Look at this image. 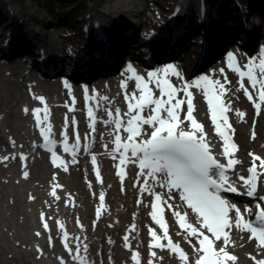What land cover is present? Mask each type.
<instances>
[{
  "label": "snow or ice",
  "instance_id": "6c2138e0",
  "mask_svg": "<svg viewBox=\"0 0 264 264\" xmlns=\"http://www.w3.org/2000/svg\"><path fill=\"white\" fill-rule=\"evenodd\" d=\"M227 57L229 61L227 66L242 78L239 86L249 100L253 99V95L249 88L245 87L244 80H247L251 88L259 92V100L264 102V48H262L258 64L252 61L250 64L240 66L234 53L229 52ZM126 71L131 74L128 79L134 81L136 85L132 92L128 91L127 81L121 85L125 92L127 111L121 114L119 108L114 111L106 108L108 120H101L95 116L97 109L90 107L88 110L89 136L95 133L97 123L112 124V151L117 154L113 158L119 160L117 167L125 165L126 161L138 163L140 175L145 178L142 181L143 191L152 195L155 201L150 204L149 215L159 229L163 230V234L158 235L157 229H149L153 241L150 248L164 249L167 247L177 255L181 264H190L188 254L179 243H174L169 235L166 221L161 214V204H164L171 210L180 229L183 230L178 235L189 238L188 243L196 254L194 264H235L237 257L227 250L231 243L232 229L248 232L250 239H255L257 247L264 252V207L260 203L264 202V196L259 197L256 211L253 213L249 206H245L241 211L236 204L231 203L222 195L224 192H231L253 197L258 191L261 178L264 177V158L250 153L252 164L247 169L248 175L236 176V180L243 185L246 191L241 193L232 180L230 173L235 174L237 165L243 162L236 157L235 153L238 148L230 139L232 126L226 115L230 106L222 99L228 91L225 84L204 75L196 81L185 82L183 87L174 85L171 77L183 81V76L172 64L157 72H149L147 78L137 74L131 64L127 66ZM220 72L223 74L224 69H220ZM65 86L68 87L66 81ZM193 88L200 89L205 96L214 133L221 141L220 144H216L209 137L204 131V125L198 122L193 115L195 111L191 91ZM157 92L159 95L156 94ZM34 98L42 105H46L45 98ZM74 99L73 97V102ZM102 99L108 100L107 97ZM255 107L260 109L261 104H255ZM145 109L148 110L147 115H144ZM24 111L28 113L29 109L25 108ZM181 111H186L184 119L180 117ZM235 111L241 118L245 115L239 110ZM42 112L43 115H41ZM32 114L43 139V146L51 153L52 164L55 167L63 166L67 171L66 162L62 161L50 147L56 141L51 139L53 132L49 110L46 106L43 109L38 107L32 110ZM185 121L188 122L187 128L183 126ZM74 123L75 121H72L69 129L63 132V148L64 151L71 152L72 162H76V148L81 143L78 131L72 130ZM122 133H126V136H122ZM70 135L75 139L71 149L68 145ZM253 138H255L254 133ZM21 159H26V157L21 156ZM58 160L60 163H57ZM91 160L95 166L96 156L93 155ZM257 161L259 164L256 163ZM95 171L97 180L102 182L98 168ZM117 174L123 180L122 168ZM27 176L28 173L25 172L24 177L27 178ZM150 183L165 188L168 201L175 198L172 195L173 192L178 193L179 200L194 215L195 224L189 221L188 211H181L174 204L164 201L161 194L153 190ZM57 187L60 186L54 185L51 195L59 199L56 195ZM99 201L102 208L104 205L103 192L99 194ZM139 203L142 204L143 201ZM100 211L101 209L98 208L97 215H100ZM41 218L43 220V214ZM43 227L48 230L46 222ZM59 227L62 230L64 228L63 224H59ZM131 230L135 231V226ZM36 235L39 236L40 233L37 232ZM63 239L65 248L71 253L72 248L67 243L69 237L66 231H63ZM193 239L196 243L192 242ZM124 240L126 247L131 250V245L127 243L129 236L125 235ZM162 240H166L167 243H161ZM217 242H220L221 246L217 247ZM83 251H87V245L83 246ZM76 253L74 259L79 260L80 264H85L80 256L79 244H77ZM151 255L155 257L156 253L153 251ZM139 257V252L132 255L135 264H141ZM251 259L255 261V264H264V259H256V257H251ZM149 264H152V261H149Z\"/></svg>",
  "mask_w": 264,
  "mask_h": 264
},
{
  "label": "rangeland",
  "instance_id": "374dc122",
  "mask_svg": "<svg viewBox=\"0 0 264 264\" xmlns=\"http://www.w3.org/2000/svg\"><path fill=\"white\" fill-rule=\"evenodd\" d=\"M11 1H12L13 6H15L19 11L23 13L25 12L31 13V16L35 18L33 22H35L36 24L35 27L37 26L39 29L38 30L39 35L42 38H45L48 42H52L50 41L51 39L53 41H58V39H62V41L64 42V46L69 45L70 41H68V36L62 30V25L65 24L63 23V20H65L67 16H70V17L74 16V18L72 19L73 22H67L66 25H69V26L73 25L74 32L76 33H78L79 31H80L79 33L83 32L86 27V23L90 22V20H88L87 18H84L87 8L92 7V4L89 0L88 1L86 0H54L55 9L53 11L51 10L52 12L48 10V8H46L39 0H11ZM97 1L100 3V9L97 10L95 14L102 18H110L111 16L109 14H112V13H115L117 15L120 14L123 16H129L128 11L131 10L134 13H139L143 8L145 9V13L147 15H152L154 18H157L159 14H156V13H159L161 11L160 7L168 5L167 4L168 0L167 1L166 0H144L143 4L140 3L142 0H97ZM187 1H190V2H187ZM187 1L185 0L183 4L181 3L177 5L178 10L173 14L174 15L173 18L170 16L172 18L170 21L175 24L179 23L178 25L179 27L181 26V29L183 32L189 31L190 28L197 27V25H199L200 27L206 26L207 23L204 21V18L202 19V17H199V15H197L200 9H207V11L211 12V10L208 9V5L206 4V2L203 4H200L199 0H197L196 2L193 1L194 3L191 0H187ZM244 1L247 2V0H244ZM2 4L5 5L3 1L1 2L0 0V6ZM233 4L234 6H238V9H240L239 7L240 4L237 0H234ZM189 7L192 8L191 22L193 23V25L190 27H185L184 19L187 18V15H185V12L187 11ZM215 9H217V7H215ZM240 12L241 10H238L237 15H240ZM49 15L54 16V19L56 20H53V22L57 25L52 24L51 21L46 22V23L44 22L43 19H45ZM138 17L139 18H137V20L141 18L140 15ZM149 17L151 16H148L147 19ZM215 17H216V14H215ZM193 18H195V20ZM16 22H19V24L21 23V27H23L24 34L28 35L30 31L29 29L31 28V27L28 28L30 24H28V22L18 21V20ZM139 22L142 25V19ZM156 24L165 25L166 21L161 20L159 22H156V21L154 22V20H152L150 23V29H156V27H158ZM118 27L120 28V25H118ZM95 29H99V28L95 27V24H94V28L92 27V29L90 30V35L93 34L92 37L96 39L97 42H94L93 44L98 45L99 47L105 49L108 47V43H109V47H111L112 41H110V39L107 41V38L109 37L107 36L106 31L100 30L101 32H105V33L100 34V35H106V42H104L103 40H99L96 38ZM158 30L159 29H156L157 32ZM198 31L199 29L197 28L196 32ZM137 32H140V31L137 30ZM79 33L76 37L79 36ZM129 33H132V32L129 31ZM206 34H208V32H206ZM206 34L204 36H206ZM84 35H87V34H84ZM199 35L201 37V34H197L196 36H193L194 42L191 45L192 48L194 47L195 42L197 41V38ZM12 39L10 40L7 39L6 43H3L1 40V36H0V49L2 51L6 49L13 50L11 53H14L16 52L14 49L16 48V46H18V47H24L27 51H30L32 52V54H34L44 44L43 42H41L40 44H38V47L34 46L33 48H30L29 46H26L27 44H25L22 41L15 40L13 43L11 41ZM133 39L134 40L137 39L136 36ZM156 42H157L156 39L155 40L152 39L151 43L155 44ZM85 43H88V42H84L82 44L77 45V48L83 46L84 50L87 51V54L85 55L92 57L95 51L90 50L89 47ZM118 45H119V41L117 39V42L114 48L116 49ZM5 66L7 67V65ZM18 66H21V68L18 70L19 71L18 73H15V75L13 76L6 75L7 70L15 71V69ZM25 68L26 67L22 63H16V64L9 66L8 68L4 70L2 69L3 72L0 75V83H1V87H0V94H1V97H0V129L2 133L6 135L12 148L14 147L12 149V156L17 153L19 156L25 157L28 153H30V156H27L26 159H22L25 161L26 160L29 161L26 166H23L22 164H20L17 161H14L13 159H10V160L5 159L3 163L0 162V165H3V167L0 166V264H26L24 263V260L28 258L32 260L33 262L34 261L39 262V261H36L37 258H35L36 254L34 253V249L36 248H38L43 253V256H44L39 262V264H52L55 262V258H54L55 253H52L53 252L52 249H57L58 251L60 250L62 256H65L67 254V253H64L62 249L59 248L60 244L58 243V234H60L62 230L59 227V224L61 223L65 224V228H69V229L73 227L75 228L76 221H74V219L78 217V215H83L81 219H84L85 217L84 213L78 212V203H76L78 191H81L82 188L80 189L78 186L77 187L74 186L72 188H76V189H71L66 186L65 178L68 176V172L65 170L64 172H62V170L57 173L54 172V175H51L47 179L48 182L46 183V185H44V182H41L39 180H33L32 175L31 176L28 175L27 178L24 177L25 172L29 173L30 170L34 171L37 165L44 166L45 168L47 165L45 160L38 158L36 155H33L32 152L30 151L32 142L38 141L40 138V132L36 126V122L34 123L35 119L32 114V110L38 107L43 109L46 106L47 109L49 110V119H50L52 129L54 127V124L57 123L56 121L57 116H59L62 119V127H60V130L63 128H67L68 126L67 117L65 115V110L63 107V104H65V102L68 101L67 97L63 99L64 101L61 106L58 105L57 107H55L56 106L55 104L49 103L47 101V99L45 98V95L34 94L35 91L38 89H35L33 93H29V92H32V88L35 85L36 79L37 80H40V79L35 77L34 78L35 80H34L31 77H28L26 78L25 84L24 82H20L17 84L14 83V79L11 77H17V75L20 72H23ZM32 73H35V71H32ZM215 79L218 80L217 78ZM4 81L8 82L7 85H3ZM220 81L222 83L224 82L223 79H220ZM115 86H118V84H115ZM122 93H124V91H122ZM238 93L240 95H243V92L240 89V86L238 87ZM34 97L45 98L46 105H42ZM119 99L123 100V97L119 96ZM18 108H20V110H18ZM25 108L29 109L28 113H25L24 111ZM254 108L255 106L252 104V112L255 118V119H252L253 125H255L256 117H257L254 114ZM237 110L241 112V108H238ZM8 112L9 113L12 112L13 115L8 117L7 116ZM242 112L245 113V117H246L247 112L245 110ZM41 115H43V112L41 113ZM53 117L55 120L54 119L51 120V118ZM245 117L241 118L236 114V116L233 117V120L234 121L237 119L244 120ZM24 118L26 119L24 120ZM33 132H39V133L37 135H34ZM237 136H238L237 140L239 144L241 145V148H243V154L240 151V153L236 155V157L242 162H247L252 159V157L249 155L250 153L248 149L252 145L244 146L245 143L242 142L243 137L238 134ZM24 137H25V142L27 143V147L25 149L23 148L22 142H20V140H23ZM246 137L248 141L254 142L252 140L253 138L252 134H251V137L249 136V130L246 132ZM0 149H2V147H0ZM251 153L264 158L263 154H261L260 151H256V152L252 151ZM47 169H48L47 172L54 171V169L49 168L48 165H47ZM89 176H90V182L95 184V181L93 180L90 173H89ZM3 179L5 181L7 180L8 183L4 184ZM54 185L60 186L56 188V195L59 197V199H56V197L51 195ZM104 185L105 184L103 183L102 184L98 183V188L100 189L99 191L103 192ZM127 186L132 187V182H129ZM83 189L85 192V188ZM36 193L37 195H35ZM34 198H37L36 202H34ZM110 199L112 200V205H113V208L111 209L115 213L124 211L123 204H122L123 201H128L130 204H133V200L131 196L128 194L120 195V197L117 200L114 199V197ZM82 200L83 199H80L79 201H82ZM91 200L93 202L92 198ZM141 200L143 201L142 204L139 203V201ZM30 203H34L35 205H38L40 207V210H38V212H41V215L43 214V219H49V222H50L49 230L45 232H41L39 237L35 236L34 233H37L38 232L37 229H40L38 228L39 221L41 222L43 221L41 220L42 218L39 217V214H37V211L32 209L33 204H30ZM137 204L143 205V208L145 209L146 213L141 214V211L138 209V207L136 209L133 207L131 209L133 211L129 215L130 216L129 220L127 218L123 219V222H126L123 224L124 227L128 224V221H130V219L131 221H134L140 218L143 222H146L145 215L147 217L150 216L149 215L150 213L149 197L140 199L138 195V198L136 200V205ZM103 208L104 206L100 208L101 209L100 217H97L98 215H95L97 210L94 209L91 211V208H89V211H90L89 215L92 218L95 217V219H102L103 221L102 220L100 221L99 227L102 226L103 227L102 229L104 230V228L105 229L109 228L108 219H118V218L113 213L107 219H104ZM86 216L87 218L89 217L87 212H86ZM128 225H129V228L126 229V232L124 234H122L123 238L121 237L119 246L117 248L119 251H121L122 243L124 241V236L125 235L129 236V233L134 232L131 230L132 226L130 224ZM70 230H71V234L77 231L73 229H70ZM114 232L116 233V235H118L117 234L118 232L116 230L111 231L110 233L112 234ZM54 236L56 238L55 240H54ZM36 239H40V242L41 240H44L46 243H48V245L44 247L45 249L46 247L49 248L50 252H48V250H46L47 252H43V249H42L43 246L40 245L41 248H39V244L36 243L37 241ZM106 240L107 242H109V238L108 239L106 238ZM146 240L147 238L144 237L140 242L143 247H145L146 245ZM246 249L249 252L248 253L243 252V255H246L247 257L251 259L250 255H252L251 253L252 250L250 248H246ZM48 253H50V255H48ZM124 255L128 256L127 253H125ZM235 256L237 257V260H236V263H237L239 262L241 258L239 254H236Z\"/></svg>",
  "mask_w": 264,
  "mask_h": 264
},
{
  "label": "bare ground",
  "instance_id": "6f19581e",
  "mask_svg": "<svg viewBox=\"0 0 264 264\" xmlns=\"http://www.w3.org/2000/svg\"><path fill=\"white\" fill-rule=\"evenodd\" d=\"M3 1V3L5 5H1L0 6V36H1V40L2 42H6L7 39H12L11 41L14 43L15 40L17 41H22L24 42L25 44H27L26 46H29L30 48H33L34 46L35 47H38V44H40L41 42L45 43L46 44V47H42L41 49H38V53H43L44 52V55H45V59H47L48 55H49V52L51 49L48 48V41L45 39V38H42L40 35H39V29L38 27L36 26L35 27V22H33L35 20V18L33 16H31V13H23L21 11H19L15 6H13L12 4V1L11 0H1V2ZM40 1V0H39ZM88 1V0H86ZM92 4V7H88L87 8V11H86V14L84 15V18H87L88 20H90V22H87L86 23V27L84 29L83 32L79 33V38H81L82 40H85L86 39V36L89 37V39L91 40V42H97L96 39H94L92 37L93 34L90 35V30L92 29V27L94 28V24H95V27H98L99 29H95L96 31V38H98V35L99 34H102V33H105V32H101V31H106L107 33V36L109 37L108 39H110V41H112V49L115 50V44L117 42V38H120L122 40V42L125 44V46H127L130 42V40L133 38V36H128L130 33H129V29H135V32H133L136 36L137 39H141V35L143 34V26L144 25H141L139 21H141V18L139 20H137V18H139L138 16H143L145 14V9L143 8L139 13H134L132 12L131 10L128 11V14L129 16H123V15H120V14H115V13H112V14H109L111 17L110 18H102L100 16H97L95 14V12L97 10L100 9V3L97 1V0H89ZM200 1V4H203L205 2H207L208 0H199ZM228 10H230L233 14V17H234V21L237 22V20L235 19L236 16H237V12L238 10H241L238 9V6H234L233 2L234 0H222ZM239 3L242 2V0H237ZM264 0H260L261 3H263ZM184 0H168L167 1V4H168V7L167 6H162L161 7V13H164L162 14V16L166 15V12L168 10H171L174 9V6L176 4H183ZM141 4L144 3V0H142L140 2ZM202 6V5H201ZM165 9V10H163ZM211 12L213 9H210ZM167 13H171V12H167ZM175 13V11H172V14L173 15ZM10 14V15H9ZM12 14V15H11ZM138 14V15H137ZM94 16V18H93ZM253 15L252 13L248 16V17H241L240 20L241 22H243L248 31L245 30V29H242V26L239 25L238 27H236L234 33L235 35H238L239 37H241L243 40L247 41V45L249 46H252L254 44V41H255V37L256 35L259 34V27L260 25H264V15L262 17V20L259 21L258 23H254L253 22ZM214 18H215V14L213 13V24H215V21H214ZM162 18H160L161 20ZM24 21V22H28V24H30V26L28 28H30L29 30V33L28 35L24 34V31H23V27H21V23L19 24V22H16V21ZM108 20V21H107ZM136 20V21H135ZM159 20V18H158ZM81 21V20H80ZM31 22V23H30ZM212 24V27L214 26ZM118 25H120V28L118 27ZM16 26V27H15ZM142 26V27H141ZM211 27V28H212ZM235 27V26H234ZM34 29V30H33ZM202 28L199 29L198 31V34H203L202 31H201ZM21 30V31H20ZM101 30V31H100ZM137 30H139L140 32H137ZM146 30V29H145ZM79 31V30H78ZM210 31H213V29H210ZM219 31V30H218ZM80 32V31H79ZM153 34H155V31L152 32ZM31 34V35H30ZM84 34H87V35H84ZM220 34V32H219ZM244 34V36H243ZM13 36V37H12ZM209 42H212L214 41V37L213 36H207ZM149 42H150V37L147 39V41H145V45H149ZM159 44V42H158ZM196 44V42H195ZM140 45V44H139ZM56 48L60 49V50H63L65 48L64 46V43L61 39H59L57 42H55V45H54ZM195 46V45H194ZM168 47V53L171 51L172 47L170 45H167ZM2 48V47H1ZM215 48V47H214ZM24 50L23 53L28 57L30 58V60L32 61V59H34L35 57L32 56V52L30 51H27L24 47H18L16 46V48L14 49L15 51H18V50ZM154 49V48H153ZM4 50V49H3ZM65 50V49H64ZM127 49L123 48L122 50H119L117 53H116V56L117 57H121L123 56L125 53L126 55H128V53L126 52ZM156 50V49H154ZM175 51H172L171 53H169L170 56H174L176 55L177 58H180L181 60L184 59V57H182L183 55L182 54H185V47H179L177 49H174ZM188 51L191 50V55H192V50L194 49H190L188 48L187 49ZM13 50H4L2 51L0 49V57H7L9 56L10 52H12ZM157 51V50H156ZM53 52V56H57V53ZM66 52H73V51H70V50H67ZM115 52V51H114ZM98 53L102 56L103 55V51H102V48L99 47L98 48ZM174 55H173V54ZM65 54V53H64ZM187 54V53H186ZM185 54V55H186ZM68 56V55H66ZM114 56V55H113ZM38 57V56H37ZM39 57H40V54H39ZM182 57V58H181ZM23 59H28V58H25V57H22ZM39 58H35L34 61H38ZM192 57L190 56L188 58V64L189 65H193V62H192ZM17 60V59H16ZM216 60V58L214 59V61ZM19 62L23 63L21 59L18 60ZM174 62V59L173 58H170L169 60H164L163 63L165 62ZM3 63L0 62V65H2ZM59 64L61 65V61H59ZM35 65L39 66L38 63H35ZM69 64L66 63L64 64V67H68ZM160 66H162L160 64ZM200 66V65H199ZM21 67V66H18L15 71L11 72L13 73L12 75H15V73L18 72V68ZM156 67V66H154ZM159 67V66H158ZM4 69L3 67L0 68V75L2 74L3 70ZM6 69V68H5ZM217 73L214 72L212 73L211 76H216ZM11 76V75H9ZM81 76V75H80ZM93 76V73L91 72L90 75H87V76H84L85 78H90ZM225 77L227 78L225 80ZM12 78V77H11ZM16 78V80H15ZM14 78V83H20L23 81V79L25 78V75H18V77H15ZM226 83H225V87L228 89L227 91V94H226V99H227V102L228 104L231 106L232 104L236 103L237 105H240L242 109H246L247 112H248V119L247 121H235L234 124H233V127H234V130L235 132H238V135L242 136L243 137V143L244 146H251L249 149V152L252 151L253 149L255 150H259L262 152L263 154V157H264V146H259L260 145V141L263 139V142H264V131H263V121H264V112L261 113V115L257 118V124L254 128V130L256 131V134H257V137L255 138L254 142H250L248 141L247 137H246V132L248 131V129H251L252 126L251 124H249V122L252 120V111H251V104L250 102H247L246 101V98L244 95H239L238 92H237V87H238V81L237 79H234L233 77L230 78L229 75H225L224 74V77H222ZM6 80V79H4ZM73 80H75L73 78ZM228 81H230V83H228ZM8 82H5L4 81V84L3 85H7ZM26 83V82H25ZM0 87H1V83H0ZM7 88V87H6ZM38 89L35 91L34 94H47L49 96L48 100L49 102H60L62 101L63 98L67 97V95L64 94V91L58 87L57 85L55 84H44L42 83L41 81H38L36 82V86L34 85V87L32 88V91H34L35 89ZM109 88H111L110 90H114V86H109ZM106 90V89H105ZM110 90H107V91H110ZM30 93V92H29ZM0 97H1V94H0ZM111 99V97H110ZM196 113L198 115V117L202 120L203 119V116L201 114V112L203 111V106L201 103H197L196 104ZM18 110H20V108H18ZM235 111H233V115H235ZM13 113H9L8 112V117L9 116H12ZM76 116H81L80 113H76L75 114ZM6 116V117H7ZM9 119V118H8ZM23 119V118H22ZM26 118H24L25 120ZM8 122V121H7ZM203 122V121H202ZM27 125V124H26ZM34 135L35 132H33ZM213 141H215L214 137L213 136H209ZM20 142H23L25 143V137L23 138V140H20ZM0 147H2L3 149H5V151H10L12 150V146L10 145L6 135H4L0 129ZM241 153L243 154V148L242 150H240ZM21 158L16 156L14 160H20ZM1 167H3V165H1ZM71 169L70 168V172H71ZM13 170V169H12ZM47 165H46V168L44 166H41V165H37L36 168L33 170H30V173H29V176L32 175V178L33 180H39L41 182H44V185H46V183L48 182V178L51 176V175H54V172H60L62 169L61 168H55L54 167V171H48L47 172ZM75 171H79V168L72 171V173L70 174V176H67L65 179H66V186L71 188V189H76V188H72L74 186H78L81 191H78V194H77V202L76 203H79L80 199H83L81 201V205L78 206V212H81V213H84L85 214V217L84 219H78L77 220V226L74 228H70V229H73V230H77L76 232H74L73 234H71V230L67 231L68 233V245L71 247L73 246L74 249H75V253H76V247H77V244L80 245V248H81V253L83 251V246L84 245H87V250H88V255L90 256V251L92 252V255L91 257L95 258L96 256V249L97 248H101V254H105L106 253V249L105 247H101V246H105L104 244V239L106 238V234L109 233V230L112 231L113 228H108V229H105L104 230L102 229L103 227H98V224L100 223L99 221H93L92 217H90L89 215V208H91V211H92V207H95V203L94 204H91L90 202H92L91 200V197L94 196V194L92 193H89L87 191L84 192V187L83 185H85L87 179L86 178V175L84 172H80L79 173H75ZM102 172L105 174L106 176V184L103 188V190L106 191V193L108 194V199L107 201L105 202V204L107 205V207H110L111 206V202H110V199L109 198H112L114 197V199H118L119 198V194L117 193V187H113V188H110V186H107V184L109 185V182H116L115 180V175L112 171V169L110 168V166H107L105 167L103 165V168H102ZM80 177V178H79ZM64 179V180H65ZM3 183L6 184L8 183V181L4 180L3 179ZM117 183V182H116ZM96 189V188H95ZM96 192L98 191V189L95 190ZM37 195V193L35 194ZM163 197H166L168 198V194L166 193L165 196L163 195ZM94 202L96 201L95 198L93 199ZM37 201V198H34V202ZM177 202V201H176ZM97 203L100 204V202L98 201ZM30 204H33L32 205V209L37 211V214H39V217L41 218L42 215H41V212H38V210H40V207L38 205H35L34 203H30ZM137 206L135 203L134 204H130L128 201H123V212H118V215L119 216V219L118 220H122V219H125L127 218L129 220L130 216H129V213L131 211V209L133 207ZM177 206L181 209V211H184L183 210V207H182V204L180 202L177 203ZM140 211H141V214H143V211L141 210V206L138 205ZM86 212L88 214V218L86 216ZM81 217H83V215H81ZM79 218V217H77ZM87 218V219H85ZM189 218H192V216L189 215ZM42 220V219H41ZM146 220L149 224H153L154 222L149 219L148 217H146ZM190 220V219H189ZM194 223H195V220L194 219H191ZM44 223L46 222L48 224V230H49V226H50V222H49V219H43L42 220ZM43 222L39 221V226L38 228L42 229L40 230L41 232H45L47 230H45V228L43 227ZM111 222V221H109ZM132 222V221H131ZM131 222H129V224H131ZM135 222V221H133ZM176 219H173L172 221L169 222L170 224V227L173 229V230H177L176 229ZM63 224V223H61ZM81 225L83 227H81ZM64 228H65V224H63ZM101 229L103 231H105V233H98V229ZM141 230H144V227H142ZM35 236L36 233H34ZM59 235V238H58V243L60 244V247L61 248H64L65 247V241L63 239V232L58 234ZM39 237V236H37ZM245 237V236H244ZM78 238V239H77ZM130 238L132 239V244L133 243H136L137 240L135 238V236L131 233L130 234ZM246 238V237H245ZM55 236H54V240H55ZM36 243L39 244V248H41L40 245L43 246V252H47L46 250H48V252H50V249L44 246H47L48 243H46L44 240H41L40 242V239H36ZM250 243L247 242L245 239L243 241V246L241 248H238L239 250H243L245 247L247 248V246H249ZM187 246V245H186ZM26 247V246H25ZM49 247V246H48ZM108 249H112V251H115V246L114 244H109V246H107ZM133 248H136L138 249L134 244H133ZM26 249V248H25ZM53 252L52 253H55V256L54 258L55 259H58L61 252L58 251L57 249H52ZM90 250V251H89ZM139 250V249H138ZM34 253L36 254L35 258H37L36 261H41V259L44 257L43 256V253L38 249H34ZM80 253V254H81ZM264 254V252H262ZM48 255H50V253H48ZM38 256V257H37ZM116 256L117 258L120 257L118 252H116ZM148 256V255H147ZM146 256V257H147ZM145 257V258H146ZM259 257V256H258ZM144 258V259H145ZM121 261V260H120ZM144 261V260H143ZM143 261H141V264H143ZM39 262H33L32 260H30L29 258L28 259H25L24 260V263L26 264H39ZM132 263H134V261H131ZM44 263V262H43ZM242 263L244 264H250L249 262L245 263L244 261H242ZM135 264V263H134ZM174 264H179V263H174Z\"/></svg>",
  "mask_w": 264,
  "mask_h": 264
},
{
  "label": "trees",
  "instance_id": "16d2710c",
  "mask_svg": "<svg viewBox=\"0 0 264 264\" xmlns=\"http://www.w3.org/2000/svg\"><path fill=\"white\" fill-rule=\"evenodd\" d=\"M40 2L46 7V8H48V10H54L55 8H54V6H55V2H54V0H40ZM51 11V12H52ZM52 15V14H51ZM51 15H49V16H47L45 19H43L44 20V22L46 23V22H50V20H56V19H54V18H52L51 17ZM74 18V16L73 17H70V16H67L66 17V19L64 20L65 21V23L66 22H73V19ZM69 26V25H68ZM70 28H73V25H70L69 26Z\"/></svg>",
  "mask_w": 264,
  "mask_h": 264
}]
</instances>
